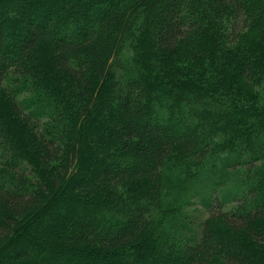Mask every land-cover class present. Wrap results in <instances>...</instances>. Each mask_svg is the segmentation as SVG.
<instances>
[{"label":"trees","instance_id":"trees-1","mask_svg":"<svg viewBox=\"0 0 264 264\" xmlns=\"http://www.w3.org/2000/svg\"><path fill=\"white\" fill-rule=\"evenodd\" d=\"M0 264H264V0H0Z\"/></svg>","mask_w":264,"mask_h":264},{"label":"rangeland","instance_id":"rangeland-1","mask_svg":"<svg viewBox=\"0 0 264 264\" xmlns=\"http://www.w3.org/2000/svg\"><path fill=\"white\" fill-rule=\"evenodd\" d=\"M245 40L244 41H240L237 45H242L244 44ZM261 90V89H259ZM195 201V205L192 206L190 212H191V215H192V219L193 221L195 222V224H201L208 216H209V213L207 211V208H206V205L199 199L197 200H194Z\"/></svg>","mask_w":264,"mask_h":264}]
</instances>
